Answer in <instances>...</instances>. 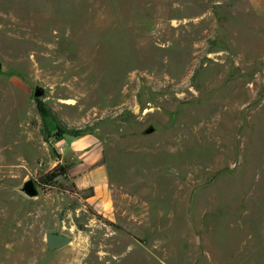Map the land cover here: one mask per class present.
I'll return each instance as SVG.
<instances>
[{
    "label": "rangeland",
    "instance_id": "374dc122",
    "mask_svg": "<svg viewBox=\"0 0 264 264\" xmlns=\"http://www.w3.org/2000/svg\"><path fill=\"white\" fill-rule=\"evenodd\" d=\"M0 65V264H264V0H0ZM85 136L108 206L40 182Z\"/></svg>",
    "mask_w": 264,
    "mask_h": 264
},
{
    "label": "crops",
    "instance_id": "0c3cea01",
    "mask_svg": "<svg viewBox=\"0 0 264 264\" xmlns=\"http://www.w3.org/2000/svg\"><path fill=\"white\" fill-rule=\"evenodd\" d=\"M83 138L81 145H78L77 141L71 142L72 149L64 153L65 158L70 162L69 175L77 187H93V196L86 199L89 204L99 202L108 206L112 202L109 182L103 167L97 165L101 149L92 137Z\"/></svg>",
    "mask_w": 264,
    "mask_h": 264
},
{
    "label": "trees",
    "instance_id": "16d2710c",
    "mask_svg": "<svg viewBox=\"0 0 264 264\" xmlns=\"http://www.w3.org/2000/svg\"><path fill=\"white\" fill-rule=\"evenodd\" d=\"M35 100L38 102V111L40 116L44 119V121H48L47 123L49 130L48 132L51 137L64 139L66 136H68L76 139L81 137L85 132L90 130L87 127L77 129L62 124L49 108H47L43 103L39 102L38 99ZM69 169L70 166L68 164L65 163L57 164L53 169H51L48 173H46L44 176L40 178V182L42 183V186H48L52 184L59 177L69 176ZM92 196H93V191L91 189L89 194L85 197V199H88Z\"/></svg>",
    "mask_w": 264,
    "mask_h": 264
},
{
    "label": "water",
    "instance_id": "95a60500",
    "mask_svg": "<svg viewBox=\"0 0 264 264\" xmlns=\"http://www.w3.org/2000/svg\"><path fill=\"white\" fill-rule=\"evenodd\" d=\"M1 71V65H0ZM42 96L40 89H35L33 97L39 99ZM152 132V128H149L146 133ZM16 190L27 199H36L39 196L38 188L32 179L24 180ZM44 243L47 254L55 253L72 243V238L63 234L57 233H45Z\"/></svg>",
    "mask_w": 264,
    "mask_h": 264
},
{
    "label": "built area",
    "instance_id": "2783aa9c",
    "mask_svg": "<svg viewBox=\"0 0 264 264\" xmlns=\"http://www.w3.org/2000/svg\"><path fill=\"white\" fill-rule=\"evenodd\" d=\"M59 150H60V151H63V148L60 147Z\"/></svg>",
    "mask_w": 264,
    "mask_h": 264
}]
</instances>
